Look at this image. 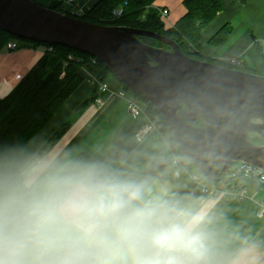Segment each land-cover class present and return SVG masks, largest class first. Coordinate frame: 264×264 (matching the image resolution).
<instances>
[{
	"label": "clouds",
	"instance_id": "obj_1",
	"mask_svg": "<svg viewBox=\"0 0 264 264\" xmlns=\"http://www.w3.org/2000/svg\"><path fill=\"white\" fill-rule=\"evenodd\" d=\"M151 164L0 154V264H237L210 205L176 198Z\"/></svg>",
	"mask_w": 264,
	"mask_h": 264
},
{
	"label": "water",
	"instance_id": "obj_2",
	"mask_svg": "<svg viewBox=\"0 0 264 264\" xmlns=\"http://www.w3.org/2000/svg\"><path fill=\"white\" fill-rule=\"evenodd\" d=\"M0 29L104 63L157 109L183 157L208 181H222L239 162L264 171V75L189 57L151 30L86 22L35 0H0Z\"/></svg>",
	"mask_w": 264,
	"mask_h": 264
},
{
	"label": "crops",
	"instance_id": "obj_3",
	"mask_svg": "<svg viewBox=\"0 0 264 264\" xmlns=\"http://www.w3.org/2000/svg\"><path fill=\"white\" fill-rule=\"evenodd\" d=\"M35 1L49 6L56 0ZM98 1L78 0L75 7L85 13ZM63 6L70 12L75 8L65 3ZM153 7L168 10V16L163 20L166 28L173 27L187 12L184 0H155ZM223 27L230 30L226 39L220 43L212 42ZM10 40L8 35L0 32V98L9 94L46 52L45 47L28 45L10 51L6 49ZM200 45L202 56L210 62L230 64V60L237 58L240 64L234 68L264 75V59L259 53V50L264 53V0H223V9L202 30ZM81 74L84 81L25 150L38 152L56 129L70 120L71 127L66 134L44 152L73 156L80 152H100L108 161L139 166L152 164L168 154L157 134L141 142L135 134L125 147H118L119 132L136 120L128 113L126 100L117 94L122 89L121 84L111 75L104 80L110 84V92L98 94L100 102L97 99L90 101L78 111L80 104L94 95V85L88 82V76L97 77L98 72L82 69ZM164 176L163 181L168 183L173 194L181 182L176 181L171 172L167 171ZM263 202L262 189L252 199L240 200L227 193L217 198L196 195L188 204L193 208L211 206L217 226L227 242V251L237 264H264V216H258Z\"/></svg>",
	"mask_w": 264,
	"mask_h": 264
},
{
	"label": "trees",
	"instance_id": "obj_4",
	"mask_svg": "<svg viewBox=\"0 0 264 264\" xmlns=\"http://www.w3.org/2000/svg\"><path fill=\"white\" fill-rule=\"evenodd\" d=\"M154 1L99 0L88 12H85L81 16L73 15L69 10L65 9L63 6L64 2L61 0L53 1L46 7L95 24L119 25L151 30L176 41L183 52L189 57L206 60L201 53L200 40L202 30L223 9V0H184L187 12L171 28L165 27L161 11L153 7ZM124 3L127 4L124 6L123 14L119 18H113L112 11ZM0 32L8 35L11 39L17 40L20 48L28 45L34 47L42 46L46 49L43 58L24 76L18 85L7 96L0 98V154L4 153L5 150L26 149L30 145L84 81L81 74L82 69H86L91 73L97 71V78L100 81H104L108 75H112L127 93L130 92L135 97L144 100L147 114L158 121L164 130H168L160 113L152 104L129 90L104 63L90 54L63 45H53L19 38L1 29ZM229 32L230 30L227 27H223L212 38V42H222L226 39ZM142 40L151 46L162 47L161 43L152 39L142 38ZM50 48L52 49L50 50ZM259 53L264 59V53L261 50H259ZM69 55H72L73 58L69 59ZM216 64L234 68V66L226 62ZM93 94L80 104L78 111L86 107L90 101L97 99V95L99 94L97 86H94ZM202 124L200 123V125ZM140 126L141 123L136 120L133 125L123 127L118 134V147H125L134 137ZM70 127V120L62 123L38 152H44L52 148L66 134ZM169 137L173 153L186 161L194 171H197L183 157L170 132ZM167 152L168 154L165 157L155 160L149 169L152 174L159 176L162 180L166 179L164 174L167 171H172L171 162L173 153L168 150ZM76 157L108 161L107 157L100 152L94 154L80 152ZM226 182L229 185L240 184L251 190L252 188H256L254 183L244 177L227 179ZM262 188L264 190V185H262ZM173 195L187 204L196 196V194H192L189 188L184 187L181 183L177 185V189Z\"/></svg>",
	"mask_w": 264,
	"mask_h": 264
},
{
	"label": "built area",
	"instance_id": "obj_5",
	"mask_svg": "<svg viewBox=\"0 0 264 264\" xmlns=\"http://www.w3.org/2000/svg\"><path fill=\"white\" fill-rule=\"evenodd\" d=\"M65 4L75 7L77 5L78 0H61ZM118 6L112 11L113 18H119L124 12V6ZM73 15L81 16L84 14L80 9L74 8L71 12ZM168 16V10H161V17L164 20ZM20 48L19 42L15 39H11L6 44L7 50H17ZM52 48H50L51 50ZM72 55H69V59H72ZM232 66H239V60L237 58H233L229 61ZM88 82L92 83L94 86L98 87L99 94H104L110 92V84L105 81L98 80L97 77L90 75L88 76ZM118 96L126 100L127 103V111L134 118L141 123L139 130L136 133V138L139 142L143 141L145 138L155 133L159 136L160 140L165 146V149L169 152H172V147L170 144L169 130H164L162 125L158 123V121L154 120L150 117L146 112V105H141L136 98L130 96L125 89H121L118 93ZM100 102V99H97ZM172 176L174 179H178L181 181V184L184 187L189 188L192 194L203 195L207 198H217L223 194H232L234 198L243 200L247 198H253L257 192H252L247 187H244L240 184H232L229 185L226 180L231 178L244 177L251 180L255 185L262 186L264 185V171L245 163H236L233 166L232 172L228 173L224 179L223 184L218 183V185H213L211 182L207 181L198 171H194L186 161H184L181 157L174 154L172 155ZM258 216H264V202L260 203Z\"/></svg>",
	"mask_w": 264,
	"mask_h": 264
},
{
	"label": "rangeland",
	"instance_id": "obj_6",
	"mask_svg": "<svg viewBox=\"0 0 264 264\" xmlns=\"http://www.w3.org/2000/svg\"><path fill=\"white\" fill-rule=\"evenodd\" d=\"M206 59V58H205ZM205 61H208L207 59L205 60ZM210 61V60H209ZM215 62V61H214ZM234 67H236V66H234ZM234 69H236V68H234ZM257 74V73H256ZM261 75V74H260ZM112 76V75H111ZM132 97L134 96V95H132L130 92H128ZM134 98H136L137 99V101L141 104V105H144V103H145V101L144 100H142V99H139V98H137V97H135L134 96ZM151 135H156L155 133H153V134H151ZM256 142H258V141H256ZM108 148H106V150H107ZM194 168V167H193ZM169 173L171 172V171H168ZM171 175H172V172H171ZM173 177V176H172ZM178 179H176V181H177ZM178 181H180V180H178ZM224 179L222 180V181H220V182H211L213 185H218V183H220V184H223L224 183ZM251 181V180H250ZM181 182V181H180ZM252 182V181H251ZM228 183V182H227ZM253 183V182H252ZM229 184V183H228ZM256 186V188H252V192H259L260 190H262L263 188H262V186H257V185H255ZM264 191V190H263ZM229 194V193H228ZM199 195H201V194H199ZM229 195H231V196H233L232 194H229ZM203 196V195H202ZM256 196V195H255ZM254 196V197H255ZM234 197V196H233ZM253 197V198H254ZM237 199V198H236ZM250 199H252V198H250ZM244 200V199H243Z\"/></svg>",
	"mask_w": 264,
	"mask_h": 264
},
{
	"label": "bare ground",
	"instance_id": "obj_7",
	"mask_svg": "<svg viewBox=\"0 0 264 264\" xmlns=\"http://www.w3.org/2000/svg\"><path fill=\"white\" fill-rule=\"evenodd\" d=\"M171 144V143H170ZM172 147V146H171ZM172 151H173V149H172Z\"/></svg>",
	"mask_w": 264,
	"mask_h": 264
}]
</instances>
